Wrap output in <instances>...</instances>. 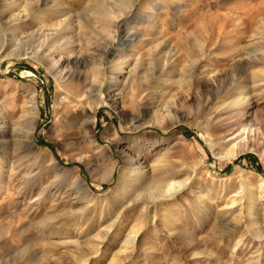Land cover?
<instances>
[{"label": "rangeland", "instance_id": "obj_1", "mask_svg": "<svg viewBox=\"0 0 264 264\" xmlns=\"http://www.w3.org/2000/svg\"><path fill=\"white\" fill-rule=\"evenodd\" d=\"M262 140L264 0H0V264H264Z\"/></svg>", "mask_w": 264, "mask_h": 264}, {"label": "bare ground", "instance_id": "obj_2", "mask_svg": "<svg viewBox=\"0 0 264 264\" xmlns=\"http://www.w3.org/2000/svg\"><path fill=\"white\" fill-rule=\"evenodd\" d=\"M15 17H16V15H15ZM12 19H13V17H12ZM38 51H39V49L34 50L33 52L36 55L38 53ZM49 63L56 64V62H54L53 57L50 58ZM81 97H83V96H81ZM247 104H249L248 98H247L245 92H241L239 94V96L233 98L227 104V106L231 107V108H236V109L242 110V108L244 109L247 106ZM30 105H31V108H32L31 113H32L33 117L31 118V123L29 125V130L26 132L27 137H29L33 133V131L35 129V123H36L35 122V120H36L35 117L38 116V108L36 107V105L34 103V99L31 101ZM91 117H92V115H91ZM92 119L93 118L90 119V122H92ZM256 130H257V132H256ZM231 132L232 133L230 134V136L231 135L232 136L229 138L227 143H230L232 141H235V142L231 143V145H229L228 149L225 150L224 155L227 156V157H236L238 155V153L240 152V150H238V147L242 146L244 144V142L246 143L249 140H251V137H252L251 135H252L253 132L255 133V135L256 134L258 135L259 132H261V135L263 134L262 130L255 129V128L251 127V126H248V127L244 126V127H241L240 129H235V130H233ZM259 151H261V153L264 154V141L263 140L261 141V149H259ZM180 184H182V182L175 181V180H173V181L170 180L169 182L166 183L165 186H162L163 187L162 189L166 188L165 192H166L167 195H173L178 190V187L180 186ZM262 185H264L263 181H262L260 186H262ZM232 201H233V198H232ZM139 227H140L139 224L136 223V226H133L131 228L132 232H133V235H135L138 232V230L140 229ZM129 236H131V235H129ZM99 237L100 236H98L97 238H99ZM127 238H128V236H127ZM128 240H129V238H128Z\"/></svg>", "mask_w": 264, "mask_h": 264}]
</instances>
